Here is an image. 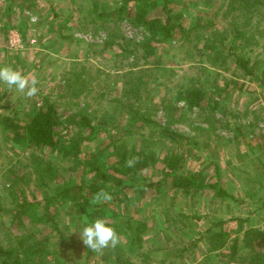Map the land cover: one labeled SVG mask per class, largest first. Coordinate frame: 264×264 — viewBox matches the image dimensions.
<instances>
[{"label": "rangeland", "instance_id": "1", "mask_svg": "<svg viewBox=\"0 0 264 264\" xmlns=\"http://www.w3.org/2000/svg\"><path fill=\"white\" fill-rule=\"evenodd\" d=\"M240 1L0 0V67L39 81L31 98L0 83V119L12 118L15 129L0 125V264L251 261L256 247L244 241L246 230L264 237V4L249 14ZM143 12L168 17L169 36L136 21ZM236 25L253 34L243 46L253 76L232 59L221 65L204 46L230 44ZM192 89L201 93L195 106L187 101ZM44 100L62 120L83 117L60 126L53 147L30 148L15 133ZM168 131L184 138L173 141ZM133 158L151 184L144 191L126 186ZM99 159L103 178L93 166ZM43 163L56 173L45 175ZM170 166L178 178L217 188L172 189L163 178ZM79 183L108 187L112 198L93 204L73 190ZM25 201L42 211L41 224L23 218ZM98 218L119 243L93 252L79 231ZM145 221L142 242L131 245L132 229ZM217 231L223 236L211 246ZM257 249L264 252V238Z\"/></svg>", "mask_w": 264, "mask_h": 264}, {"label": "trees", "instance_id": "2", "mask_svg": "<svg viewBox=\"0 0 264 264\" xmlns=\"http://www.w3.org/2000/svg\"><path fill=\"white\" fill-rule=\"evenodd\" d=\"M140 1H146V0H140ZM240 4L245 5V10L247 13H251L252 11L256 10L258 11V7L254 8L258 4H264L263 0H241ZM166 6L163 5V9ZM252 7V8H251ZM118 16L121 14L118 10L115 12ZM146 12L141 13V15L136 16V21L142 22L145 24L147 29H149L152 32H157L159 31L164 38H167L170 34V31L172 29L171 26H169V20L168 17H165L163 19V22L159 18H155L153 16L148 17L146 15ZM252 14V13H251ZM250 18V15H249ZM163 26L164 29L161 27ZM239 26L236 25L233 29V33L235 34V38L230 44L225 41L223 38L221 40V45L222 47H217L216 50L214 49L215 46L213 44L208 45L207 43L204 44V46H207L209 49L212 50V52L215 54V58L222 59V62L220 63L221 65H227L228 64V59L233 60L235 66L239 68L244 75L248 76H253V71L248 65V60L246 59L245 55L243 54V49L246 45L252 44L254 41L253 34L250 33L247 35L246 30L244 31H239ZM237 33V34H236ZM243 40L242 45L237 43L235 40ZM264 75V71H263ZM259 80V79H258ZM261 83L264 84V79L259 80ZM194 95V96H192ZM188 104L190 106H195L199 100L201 99V93L195 89H192L191 91L188 92ZM48 100H44V103L46 104V108L44 109V106L40 107L31 117L30 121L23 127L21 131H16V135H19V138L21 143L25 144L27 147H42V146H48V147H53L55 145V134L57 132V129L62 126L63 124H69L71 125H78L80 124V118L83 117L81 112H72V113H66V116L64 120L59 118V114L57 111L52 107L53 105L50 103H47ZM0 125L2 126L3 129H10V130H15L14 125H13V119L6 116L1 117L0 119ZM168 134L170 135L171 140H175L177 138H184L182 135L175 133V132H169ZM100 161L97 160L94 163V169L96 170L97 173L101 175V178L106 177L104 172L100 170L99 166L97 165L98 162ZM38 164H42V161L39 160L37 162ZM45 169H44V168ZM42 172L46 174H55L52 170V168L49 167V163H43L42 165ZM173 168L174 167H168L167 173L163 176V178H169L170 177V184L171 188H181L185 189L187 187H195V188H210V189H216L217 185L215 183H202L198 181L196 178H194L192 175L186 176L184 178H178L174 173H173ZM38 170V169H37ZM127 176V181H126V186L134 187V189H139V191H144L145 188L148 186H151L149 182L146 183L145 178L143 177L140 169H138L137 165H134L131 169L126 174ZM51 178H54V176L50 175ZM78 189L84 190L87 195H89L90 198H94L97 193L100 191H105L107 193H111L110 188L108 187H96V186H90L85 183H79V185H74L73 190L75 192H78ZM66 192V190H64ZM63 191H61V194ZM76 195V194H75ZM36 202V201H35ZM39 204V203H38ZM20 213L22 214L23 218L28 221V224H33V225H38L43 222V213L42 211H36V208L34 207L33 204L28 203L27 201L23 202L20 204ZM32 209V210H31ZM27 210V211H26ZM28 210H31V212H28ZM35 218V222H34ZM40 220L38 221V219ZM46 218V217H44ZM45 220V219H44ZM127 221H131L130 218H127ZM146 221L142 222L141 225H136L132 230L133 233L129 235V239L131 240V245L133 244H139L142 242V235L146 231ZM251 234H253L255 237H257V240H253L251 237ZM223 236L222 232H215L210 234V244L211 246L214 245V240ZM263 234L262 231L259 230H253V229H247L246 233L244 235V241L247 242V245H250V250L252 251L255 247V251H253V257L250 259L251 261L248 262V264H264V252L260 249H257L258 246H260L261 241L263 240ZM31 240L35 241V237L32 238ZM38 242V241H37ZM184 250V248H182ZM231 250L233 253H237L238 249L237 246L234 244L231 247ZM43 251L42 248H38L36 251H32L33 253L39 254V252ZM6 260L10 257V254H6ZM5 260V261H6ZM20 259L18 257L14 258L13 263L16 264ZM122 260L121 256L117 257V264L118 262ZM4 261V263H5Z\"/></svg>", "mask_w": 264, "mask_h": 264}, {"label": "clouds", "instance_id": "3", "mask_svg": "<svg viewBox=\"0 0 264 264\" xmlns=\"http://www.w3.org/2000/svg\"><path fill=\"white\" fill-rule=\"evenodd\" d=\"M0 83L7 86L8 89H15L18 93L26 97H34L38 94L39 81L32 76L25 75L11 66L0 67ZM135 159H129L126 166L131 168L135 164ZM111 194L100 191L93 198V204H100L111 200ZM80 239L83 244L93 252H101L109 247H116L119 243V235L116 230L108 226L103 219H96L92 222H85V225L79 231Z\"/></svg>", "mask_w": 264, "mask_h": 264}, {"label": "built area", "instance_id": "4", "mask_svg": "<svg viewBox=\"0 0 264 264\" xmlns=\"http://www.w3.org/2000/svg\"><path fill=\"white\" fill-rule=\"evenodd\" d=\"M10 41L12 42V44H16V42H18L19 40L16 39V38H14V37H12V38L10 39Z\"/></svg>", "mask_w": 264, "mask_h": 264}]
</instances>
